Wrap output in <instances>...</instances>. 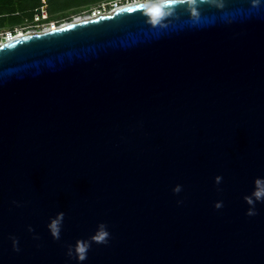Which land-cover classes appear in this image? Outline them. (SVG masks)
Instances as JSON below:
<instances>
[{
	"label": "water",
	"instance_id": "95a60500",
	"mask_svg": "<svg viewBox=\"0 0 264 264\" xmlns=\"http://www.w3.org/2000/svg\"><path fill=\"white\" fill-rule=\"evenodd\" d=\"M1 44L0 264H264V0L135 2Z\"/></svg>",
	"mask_w": 264,
	"mask_h": 264
},
{
	"label": "trees",
	"instance_id": "16d2710c",
	"mask_svg": "<svg viewBox=\"0 0 264 264\" xmlns=\"http://www.w3.org/2000/svg\"><path fill=\"white\" fill-rule=\"evenodd\" d=\"M45 1V4L42 3ZM103 1L110 0H70L65 6H61V2H56V5H51L47 0H0V28H4L6 25L3 22L6 18H14L8 23L10 30H13L14 26H20L31 22L32 24H39L42 22H48L51 20L60 19L66 15V13L75 14L82 10H91L94 6ZM45 5L47 9V18L37 23L33 21V16L42 5ZM57 7V8H55Z\"/></svg>",
	"mask_w": 264,
	"mask_h": 264
},
{
	"label": "built area",
	"instance_id": "2783aa9c",
	"mask_svg": "<svg viewBox=\"0 0 264 264\" xmlns=\"http://www.w3.org/2000/svg\"><path fill=\"white\" fill-rule=\"evenodd\" d=\"M44 2V1H42ZM135 2H148L153 3L154 1L151 0H110V1H103L94 6L91 10L88 11V14L84 16V18L91 19L101 15H109L112 14L117 9L129 5ZM47 10L45 9V5L43 4L40 9L35 12L33 16V21L36 23L47 18ZM84 20V19H83ZM19 34V31L14 32L13 30H6L0 31V44L5 40H8V36L15 37Z\"/></svg>",
	"mask_w": 264,
	"mask_h": 264
},
{
	"label": "rangeland",
	"instance_id": "374dc122",
	"mask_svg": "<svg viewBox=\"0 0 264 264\" xmlns=\"http://www.w3.org/2000/svg\"><path fill=\"white\" fill-rule=\"evenodd\" d=\"M51 5H56V2H61V6H65L67 3L70 2V0H47ZM129 1V0H127ZM151 1H154V2H157V1H161V0H151ZM45 4V1L42 2ZM47 7V6H46ZM45 7V9H46ZM48 8V7H47ZM57 8V7H55ZM47 10V9H46ZM88 11L89 9L87 10H82V11H79L75 14H71V13H66L65 16H63L62 18H58L56 20H51V21H48V22H42L39 24H32L31 22H26V24H22L20 26H14L13 27V31L14 32H23L24 34H28V33H39V32H43L45 30H49L51 28H54V27H58L60 25H63V24H66L68 22H71L79 17H84L86 16V14H88ZM49 14V13H48ZM10 20H14V18H6L3 22L5 23V27L4 28H0V31H6V30H10L11 28H9L8 26V23ZM37 23V21H36Z\"/></svg>",
	"mask_w": 264,
	"mask_h": 264
},
{
	"label": "clouds",
	"instance_id": "9594fccd",
	"mask_svg": "<svg viewBox=\"0 0 264 264\" xmlns=\"http://www.w3.org/2000/svg\"><path fill=\"white\" fill-rule=\"evenodd\" d=\"M215 182H216V183H220V182H221V177H216V178H215ZM181 190H182L181 186H180V185H177V186H175V187L173 188L172 191H173L174 194H178V193L181 192ZM245 201H246V203H248L249 205H252V206L254 207V201H253L251 198L245 197ZM178 203H180V202H178ZM214 207L217 208V209H219V208L222 207V204H221V203H217V204L214 205ZM255 214H256V213H255V211H253V210H249L248 212H246V215H249V216H253V215H255ZM63 217H64V214H63L62 212H61V213H58L57 216H56V218H54V219L50 222L51 225L54 226L53 231H52V233H51L54 239H59L60 225L62 224ZM29 231H32V229H29ZM108 238H109V233H108V231L106 230V226H103V225H102V226H101V233H100V235H99V237H98V242H99V243H103V244H107V242H108ZM80 243H81V245H83V242H80ZM16 250L18 251V248H17ZM80 251H81V252L86 251V247H85V246H82V247L80 248ZM80 259H81V260L86 259V256H85V255H82V256L80 257Z\"/></svg>",
	"mask_w": 264,
	"mask_h": 264
},
{
	"label": "bare ground",
	"instance_id": "6f19581e",
	"mask_svg": "<svg viewBox=\"0 0 264 264\" xmlns=\"http://www.w3.org/2000/svg\"><path fill=\"white\" fill-rule=\"evenodd\" d=\"M83 19H87V18H84V17H79V18H77V19H75L76 21H80V20H83ZM28 34H31V33H28ZM23 35H25L23 32H19V34L17 35V36H23ZM14 37H10V36H8V40H10V39H13Z\"/></svg>",
	"mask_w": 264,
	"mask_h": 264
},
{
	"label": "snow or ice",
	"instance_id": "6c2138e0",
	"mask_svg": "<svg viewBox=\"0 0 264 264\" xmlns=\"http://www.w3.org/2000/svg\"><path fill=\"white\" fill-rule=\"evenodd\" d=\"M0 47H4V45L0 44Z\"/></svg>",
	"mask_w": 264,
	"mask_h": 264
}]
</instances>
